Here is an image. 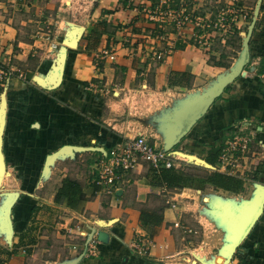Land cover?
<instances>
[{
	"label": "crops",
	"instance_id": "crops-1",
	"mask_svg": "<svg viewBox=\"0 0 264 264\" xmlns=\"http://www.w3.org/2000/svg\"><path fill=\"white\" fill-rule=\"evenodd\" d=\"M175 1L93 0L90 19L86 25H79L83 30L75 36L78 38L77 45L73 47L68 44L73 38L65 41L59 58L51 63L46 76L35 79L38 85V81L52 82L60 73L61 63L66 55L60 84L51 89L40 85L43 89L53 90V95H50L52 99L49 100L53 101H50V109L54 116L47 129L49 134L46 133L50 138L47 144L52 145V151L45 155L44 164L46 165L49 154H54L51 163L63 154L60 149L65 145L94 148L89 150L96 154V160L103 150L120 143L124 138L135 137L140 132L147 134L151 142L163 148L167 145V130L170 127L186 128L190 114L198 103L196 99L185 107L175 123L170 100L173 99L175 90H192L197 85V80L203 78L207 79L205 90L214 89L216 85L217 89L228 77L242 68V72L246 71L224 86L207 111L170 149L178 157L180 166L195 164L210 171L218 170L238 175L244 179V188L234 192L205 184L200 189H168L151 181L149 168L152 166L143 162L137 169L126 173L123 192L117 198L101 194L94 195L91 197L93 200H89L88 196L98 190L91 180L88 184L83 182L86 199L76 207H70L66 201L55 202L56 190L63 177L68 175L64 173L59 176L51 200L42 199L43 203L30 204L27 195L20 192L12 209L13 235L7 244L0 243V248L9 250L2 259L3 264H30V252L40 243V238L44 237L37 234L33 226H42V220L45 218L58 219L56 226L65 221L64 226L72 228V232L64 226L61 227L64 229L58 230V236L63 239L71 237L70 233H76L85 239V235L80 231H89L96 220L107 222L99 229L102 242L98 256H81L85 246L84 240L79 246L80 254L77 255V252L66 256L62 264H172V257L186 251L181 247L187 245L182 242V246H179L175 233L182 231L181 239L187 242L186 233L189 231L184 227H189L185 223L188 212L199 217L206 205L216 202L214 206L219 208L218 205L224 198L219 194H229L233 199L245 192L246 198L242 200L239 209L229 206L227 215L232 219V214L241 215L259 197L260 185L264 184V150L253 145V149H257V155L251 154L241 160L238 168L233 170H225L221 166L220 155L224 142L242 122L249 127L256 126L264 136V88L258 78V74L264 70V0H256L247 21L239 20V37L237 47L233 49L235 53L232 55H225V49H212L209 35H205L202 29L190 23L177 31L169 29L163 41L160 35L164 31L161 28L166 29L168 25L162 21L169 19L165 13L167 7L174 6L173 8L179 9L181 0H177V3ZM36 2L37 0H20L15 4L9 0H0V12L9 8L27 12ZM185 3L186 8L194 12L200 10L206 1L188 0ZM29 21L31 20L22 18L20 24L24 26ZM164 42L170 46L168 54L158 61L152 52L156 47H163ZM44 45L45 43L38 39L21 38L19 28L13 23V17L2 19L0 14V60L7 67L13 62L25 63L28 59L39 56L44 50ZM247 55L249 60L245 63ZM224 56L230 58L226 66L211 64L212 60L219 61L224 59ZM11 65L15 68V64ZM26 71L36 73L28 68ZM172 72L185 73L182 83L171 84ZM28 85L29 81L12 77L6 86H0V89L6 91V97L9 90L17 88L13 93L19 97L16 104L20 103L21 106H18L23 109L22 132L38 130L45 123L39 115L46 111V95ZM93 86L105 87L108 92L112 90V94L100 93ZM139 102L145 106L150 105L151 110L155 111L154 128L150 133L143 131L140 118L133 112L134 105ZM164 102L169 104L164 105ZM104 103L109 110H104ZM10 105L11 101L7 98L2 147L6 170L8 163L5 138L11 113ZM162 108H167V112L164 113ZM196 158L206 161L210 166L196 164ZM6 174L7 172L4 173ZM102 195L107 197V201L104 202V197H100ZM96 203H102L103 208L100 205L96 207ZM39 207L41 208L36 214L34 209ZM144 208H155L163 213V222L152 236L141 220V211ZM223 212L219 210L217 214L222 215ZM235 235L232 219L222 247L216 254L218 256L220 253H226L225 258L219 259L218 256L216 262L207 264H225L232 258L243 259L251 264H264V208L228 261ZM30 237L34 239V243L28 240ZM140 240L149 242L147 255L141 254L135 246ZM193 261L197 262V259Z\"/></svg>",
	"mask_w": 264,
	"mask_h": 264
},
{
	"label": "rangeland",
	"instance_id": "rangeland-1",
	"mask_svg": "<svg viewBox=\"0 0 264 264\" xmlns=\"http://www.w3.org/2000/svg\"><path fill=\"white\" fill-rule=\"evenodd\" d=\"M187 1L181 0V4L185 5V2ZM204 1H206V4L203 5L200 10H195L193 12L187 9L192 19V21L188 23L194 24L199 29H202L205 35H209L210 40H212V49H225V51H227V54L225 55L234 54L235 52L233 49L237 47V41L239 37L237 32L239 29L238 24L239 20H242L240 19V12H237L236 9L243 8L245 11H247L249 18L252 9L256 5V0ZM92 3L93 0H37L36 5L31 7L27 12L21 10L13 11L11 8H9L7 11L0 12L2 19H7L10 16L13 17V23L17 28H19L21 38L38 39L41 40L42 43H45L44 50L40 52L39 56L32 59L30 58L25 63H11L15 64V68H12L11 64L8 67L11 72L13 71L11 77L9 76L10 79L13 77L19 78L20 81H29L30 85L28 86L35 87L40 92L42 91L43 94L46 95L45 97L47 100L46 111L43 113L41 112V116L39 115L41 121L45 122L44 124L46 126L44 127L43 124L38 130L22 132L24 129V121H22V115H24L22 112L23 109L22 107L18 106H21L20 103L16 104V99H19V97L17 95L16 97L15 93H13L17 88H14V90H9L7 94V98L9 101H11V113L9 114L5 138V151L8 163L6 170L7 174H3V179L1 178L0 180V243L7 244L11 237L10 230H7L6 228L4 217L5 209L10 198L12 200L10 194L12 191H19L24 195H27L30 204L43 203V200L45 201L52 199V193L55 191V186L59 180V176L63 175L64 173L80 179L85 184H88L95 177L94 163L96 154L90 152L91 150H62L63 154H61L53 163H50L49 167L46 168L44 166L45 155L52 151V145H48L50 138L47 136V134H49L47 129L49 128L50 121H52L51 119L54 116L50 109V101H53L49 100V98L52 99L50 95H53V90L41 88L35 80L36 78L42 79L46 76L51 63L55 62V60L59 58L61 49L64 46V42L75 37L81 32L77 25H86L88 23L90 19ZM175 3H177V0ZM173 7L174 6L167 7L166 10H176ZM176 11L174 12L178 14ZM222 12L225 14V16L227 15L228 20H231L232 18L236 19L237 24L234 31H232L231 28H227V24L225 27H215L214 23L217 22V18ZM22 18H25L26 20L30 19L31 21L23 26L20 24ZM166 20L163 19L162 21L164 24L167 23L168 25L166 29L161 28L164 31L161 34L164 36V38H162L160 35L163 41L165 40L169 29L172 31H177L182 28H177L176 22H174L172 18H169L167 21ZM203 22H210L211 26L203 27ZM222 37L225 39V41H222ZM43 38H46V40H43ZM164 43L165 45H163V47L154 48L157 52H162L163 58H165L168 54V51L166 50H169L170 47L167 42ZM42 59H46V61H43ZM156 60L159 61L160 59L156 58ZM229 60L230 58L224 56V59L219 61L212 60L211 64L219 63L226 66L229 64ZM27 68L35 70L36 73H31L29 71L27 73ZM18 69H20V71L23 73L22 76L20 75ZM206 81L207 79L205 78L197 80V85H195L194 89L189 91L184 90L177 92L175 90V93H173V99L169 98L172 101L171 109H174L173 119L175 123L178 121L177 116L182 113L185 107L194 103L196 99L198 101L204 99L216 89L217 85L214 89L205 90L207 87L205 86L207 85ZM3 92L4 89H0V104ZM108 94H112V90H109ZM163 104L167 105L169 102H164ZM103 106L104 110L110 109L105 103ZM134 106L133 112H135L137 117L140 118L139 120L141 121L143 131L150 133L152 131L151 129L154 128L155 111L151 110L150 105L145 106L142 102H139ZM166 109L167 108L163 109L164 113L167 112ZM44 117H46V119ZM143 162L146 161H142L141 163ZM181 166L183 167V165ZM91 183L93 182L91 181ZM212 193L216 194L214 191H212ZM94 195L101 194H96L93 192V194L88 196L89 200H93L91 197ZM103 195L100 197L105 196ZM219 195L224 196L223 200L221 199L223 202L218 205L219 208H215L214 204L216 202L212 201L214 203L211 202V205H206L199 217H197L192 212H188L189 214L185 217V223L193 229V232L186 233L187 242H185L181 239L183 232L176 231L175 234L177 235L179 246H182V242H184L187 246L181 247L184 250L186 249L184 253L176 255L172 257V259L170 258V262L172 264H207L216 262L218 256L220 257L219 259H223V257L225 258L226 253L223 255L220 253L218 256L216 254L217 251L221 249L223 239L225 240L230 223H232V219L227 215V212L230 210V207L235 208L236 206L239 209L242 200L246 198V194L244 192L241 196L233 197V199H231L229 194L226 196L224 194ZM227 199H231V201ZM103 200L104 202L107 201V197H104ZM98 205H100V207L102 206L103 208L102 203H96V207ZM40 208L41 207L34 209L36 214L39 212ZM219 210L224 211V214H217L219 213ZM95 213L98 212L95 211ZM42 221L44 222L42 226H33V230H35L37 234L43 235L44 237L40 238V243L34 247V250L30 252L28 256V261L30 264H54V261L56 264H62V260L66 256L77 254V252V255L80 254L79 246L84 241L83 236L82 238L77 236L76 233H70L71 237L67 236L65 239L60 238L58 236V230L64 229L61 227L64 226L65 221L63 223L61 220L62 223L60 226H56L58 219L54 220L52 218H45V220ZM39 228L40 231H38ZM35 236L37 237V235ZM28 240L34 243V239L32 237H30ZM203 240L206 241L203 242ZM8 251L9 250L6 248H0V264H3L2 259L9 253ZM186 258H189L190 260L187 261ZM194 259H197L196 263H194Z\"/></svg>",
	"mask_w": 264,
	"mask_h": 264
},
{
	"label": "built area",
	"instance_id": "built-area-1",
	"mask_svg": "<svg viewBox=\"0 0 264 264\" xmlns=\"http://www.w3.org/2000/svg\"><path fill=\"white\" fill-rule=\"evenodd\" d=\"M9 1L15 4L20 2V0ZM176 10L174 11H176L178 14H176L172 9H168L165 13L167 18H172V20L176 22L177 28H181L188 22L192 21L190 14L184 4L180 3L179 9ZM236 10L237 12H240V19H248L247 11H245L243 8ZM214 24L215 27H225L227 24V28H231V30L234 31L237 23L235 18L228 20L227 15L225 16V14L222 12L217 18V22ZM202 25L203 27L211 26V23L203 22ZM161 37L164 38L162 35ZM222 41H225L223 37ZM152 53L154 58L163 59L162 52H157L154 49ZM18 70L22 76L23 73L20 71V69ZM245 71H243L241 75ZM12 74L13 71L11 72L9 67H7L5 63L0 60V86H6ZM258 78L264 88V70L258 74ZM93 88L97 89L100 93L108 92V89H105V87L93 86ZM246 129H248V131ZM261 133V130H259L256 126L249 127V125H245V122L239 124L238 128L234 130L231 137L223 144L220 155L221 166H223L225 170H228V168H231L232 170L237 169L241 160H245L251 154L257 155V149H253V145L257 146L260 150H264V136H262ZM142 161L148 162L153 168L156 169H160L162 167H181L179 165L180 161L173 150L166 149L165 147H158L155 143L151 142L147 134L140 132L135 137L124 138L120 143L110 147L107 150H103V152L95 160V177L93 180L99 186L95 193L105 194L111 198H117V196L123 192L122 190L126 173L137 169ZM246 163L247 162H245V164ZM231 169L230 171H232ZM106 223L107 222L103 220H96L92 224V227H90L89 231L86 232L80 231V228L77 227V229L83 235H85V246L81 256L96 257L99 255V247L102 242V240L99 238V229L101 225ZM64 227L69 232H72L71 227ZM184 228L186 231L193 232L192 228L186 226ZM135 246L141 254L147 255L149 253V242L147 240L146 242L140 240L139 243H135ZM194 263L196 262L194 261ZM227 264L251 263L243 259L236 260L232 258Z\"/></svg>",
	"mask_w": 264,
	"mask_h": 264
},
{
	"label": "trees",
	"instance_id": "trees-1",
	"mask_svg": "<svg viewBox=\"0 0 264 264\" xmlns=\"http://www.w3.org/2000/svg\"><path fill=\"white\" fill-rule=\"evenodd\" d=\"M184 76L185 73L172 72L171 84L182 83V77ZM149 177L154 184L163 185L172 190H178L184 187L200 189L205 184H211L217 188L234 192H239L244 188V179L238 175H230L218 170L210 171L195 164H190L187 167H162L160 169L150 167ZM93 184L99 188L95 181ZM84 186L83 181L80 179L69 174L66 175L56 190L55 201L58 203L66 201L70 207H76L86 199ZM141 220L152 236L157 232L163 222V213L155 208H144L141 211Z\"/></svg>",
	"mask_w": 264,
	"mask_h": 264
},
{
	"label": "water",
	"instance_id": "water-1",
	"mask_svg": "<svg viewBox=\"0 0 264 264\" xmlns=\"http://www.w3.org/2000/svg\"><path fill=\"white\" fill-rule=\"evenodd\" d=\"M79 26V25H78ZM80 31L83 30L82 26L78 27ZM78 38L73 37L72 40L68 42L70 46L75 47L77 45ZM63 63H61V71L60 73L57 74L56 78L52 82H42L38 81L40 85L44 88H54L57 85L60 84L63 76V71H64V66H65V61H66V55H64L63 58ZM249 60V55L246 56L245 58V63L248 62ZM242 73V68L239 69V71L235 72L233 75L228 77L216 90H214L210 95L206 96L204 99H201L198 101L196 104L194 111L190 114L189 117V123L187 124L186 128H177V127H170L167 130V136H166V143L167 145L165 146L166 149H170V147L177 142L179 137L183 135L188 128L198 119L200 118L209 108L215 97L221 94L223 91L224 86L233 81L235 77L239 76V74ZM6 88V87H5ZM5 94V96H3ZM1 104H0V180L1 178L3 179V174L6 172V164H5V157H4V152H3V135H4V129H5V124H6V114H7V97H6V91L2 93L1 96ZM89 150V149H94L90 147H82V146H73V145H65L63 146L60 151H68V150ZM54 158V154H49L47 156L46 160V165L45 167H48V164L51 163V161ZM196 164H202L205 166H210L209 163L206 161L201 160L200 158H196L195 160ZM1 185V184H0ZM260 190L261 193L259 197L257 198L256 201H254L241 215H231L234 225H235V238H234V244L232 245V248L230 250L229 258L228 261L231 259L232 255L234 254L236 247L238 244L244 239L253 225L256 223L258 218L260 217L261 213L263 212L264 208V184L260 185ZM11 197L14 196L12 201H9L7 204V207L5 209V223H6V228L7 230H10L11 236L13 235L14 232V227H13V220H12V209L14 204L16 203L20 192L15 191L11 192ZM228 263V262H227ZM225 263V264H227Z\"/></svg>",
	"mask_w": 264,
	"mask_h": 264
},
{
	"label": "bare ground",
	"instance_id": "bare-ground-1",
	"mask_svg": "<svg viewBox=\"0 0 264 264\" xmlns=\"http://www.w3.org/2000/svg\"><path fill=\"white\" fill-rule=\"evenodd\" d=\"M13 198H14V196L12 197V199H13ZM10 200H11V198H10ZM10 200H9V201H10ZM11 201H12V200H11Z\"/></svg>",
	"mask_w": 264,
	"mask_h": 264
}]
</instances>
